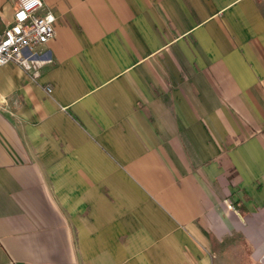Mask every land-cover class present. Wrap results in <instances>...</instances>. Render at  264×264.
<instances>
[{"label":"crops","instance_id":"0c3cea01","mask_svg":"<svg viewBox=\"0 0 264 264\" xmlns=\"http://www.w3.org/2000/svg\"><path fill=\"white\" fill-rule=\"evenodd\" d=\"M43 2L53 64L0 66V264H215L235 234L264 264V0Z\"/></svg>","mask_w":264,"mask_h":264},{"label":"built area","instance_id":"2783aa9c","mask_svg":"<svg viewBox=\"0 0 264 264\" xmlns=\"http://www.w3.org/2000/svg\"><path fill=\"white\" fill-rule=\"evenodd\" d=\"M8 2L15 7L12 23L0 30V66H18L37 81L43 68L53 64L52 57L43 49L56 36L57 17L43 0Z\"/></svg>","mask_w":264,"mask_h":264},{"label":"rangeland","instance_id":"374dc122","mask_svg":"<svg viewBox=\"0 0 264 264\" xmlns=\"http://www.w3.org/2000/svg\"><path fill=\"white\" fill-rule=\"evenodd\" d=\"M7 10H13L15 5L12 3H6ZM241 235L235 234L230 236L229 239H221L223 242L218 241V245H215L213 250L210 251L211 256L216 257L215 264H243L242 254L245 252L246 256L250 255L249 247L246 244H243L241 241ZM232 243V245H228ZM228 248V249H227ZM221 254V255H219ZM246 264V262H244Z\"/></svg>","mask_w":264,"mask_h":264}]
</instances>
